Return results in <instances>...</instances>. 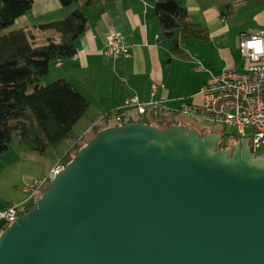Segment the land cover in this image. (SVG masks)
<instances>
[{"label": "water", "instance_id": "water-1", "mask_svg": "<svg viewBox=\"0 0 264 264\" xmlns=\"http://www.w3.org/2000/svg\"><path fill=\"white\" fill-rule=\"evenodd\" d=\"M98 131L0 233V264H264V161L248 140Z\"/></svg>", "mask_w": 264, "mask_h": 264}, {"label": "crops", "instance_id": "crops-1", "mask_svg": "<svg viewBox=\"0 0 264 264\" xmlns=\"http://www.w3.org/2000/svg\"><path fill=\"white\" fill-rule=\"evenodd\" d=\"M32 1L31 9L17 20L21 23L15 30L29 33L34 46H42L48 39L59 41L58 33L40 30V25L64 20L76 9L87 19L85 30L76 41L74 58L51 61L49 73L44 77L50 74L51 83L64 80L88 102L87 111L65 141H71L64 148L66 151L75 142L87 141L95 135L93 127L102 130L114 125L101 120L133 96L151 107L142 116L128 109L127 119L145 117L153 126L156 123L185 126L180 123L186 117L180 114L181 103H200L198 93L210 74L217 75L226 69L244 71L248 62L240 55V35L264 31V0H177L186 8L191 21L207 29L209 40H186L184 49L175 54L172 42L163 38L153 13L160 0H94L89 5L86 0H74L68 8L57 0ZM223 2L232 7L231 14L225 17L219 11ZM111 32L123 36L129 47L128 57L112 60L104 55L105 39ZM42 83L45 85L44 79ZM152 85H155L153 93ZM13 140L0 153V210L25 201L26 193L18 189L22 176L29 171L28 165H36L32 169L37 171L36 179H40L66 153L60 154L58 146L39 155Z\"/></svg>", "mask_w": 264, "mask_h": 264}, {"label": "trees", "instance_id": "trees-1", "mask_svg": "<svg viewBox=\"0 0 264 264\" xmlns=\"http://www.w3.org/2000/svg\"><path fill=\"white\" fill-rule=\"evenodd\" d=\"M57 1L64 8L74 2ZM93 1L86 0L85 4ZM32 3V0H0V153L8 149L13 139H17L29 151L45 155L47 150L55 149L70 139L72 129L88 109L86 98L64 80H56L48 85L42 83L49 73L51 61H67L76 54V41L87 23L84 13L76 9L64 20L38 27L58 33V42L48 39L44 45L34 46L30 34L22 29L1 34L24 16ZM219 11L221 16H228L232 11L231 4L223 2ZM153 13L163 38L172 42L175 54L184 49L186 40H209L207 29L191 21L186 8L177 0L156 2ZM130 123L153 126V122L145 117L140 120L124 119L119 125ZM156 125L157 128L173 126L165 123ZM92 131L96 134L100 130L93 127ZM219 132H205L200 137L218 133L217 149L232 151L237 139L223 130ZM88 141L75 142L58 163L66 166ZM32 206L33 203L28 205L27 210ZM3 229L0 228V233Z\"/></svg>", "mask_w": 264, "mask_h": 264}, {"label": "built area", "instance_id": "built-area-1", "mask_svg": "<svg viewBox=\"0 0 264 264\" xmlns=\"http://www.w3.org/2000/svg\"><path fill=\"white\" fill-rule=\"evenodd\" d=\"M129 47L123 36L111 32L105 39L104 55L112 60L129 56ZM239 51L248 62L244 71L226 69L220 74H210L198 93L200 103L182 102L180 114L195 119L206 126L233 132L237 141H247L254 161H264V31L241 33ZM74 58V56L72 57ZM71 58V59H72ZM155 85L151 86L153 93ZM151 105L141 104L135 96L127 98L122 106L105 116L101 122L118 126L128 109L138 116L145 115ZM111 127V126H110ZM58 163L43 180L29 179L23 192L24 202L9 205L0 210V228L7 227L28 212V205L34 203L44 189L63 169Z\"/></svg>", "mask_w": 264, "mask_h": 264}, {"label": "rangeland", "instance_id": "rangeland-1", "mask_svg": "<svg viewBox=\"0 0 264 264\" xmlns=\"http://www.w3.org/2000/svg\"><path fill=\"white\" fill-rule=\"evenodd\" d=\"M28 17H29V15H28ZM19 23H21L20 21H17V22H15L12 26H10V27H8L6 30H4L1 34H4V33H7V32H10V31H13V30H15V29H17L18 27H19ZM51 77V75L49 74V76L48 77H46V78H44V82H45V85H48V84H50L51 82L48 80V78H50ZM180 123H184V125H185V127H194L195 129H198L199 131H202L201 132V135H203V133H205L204 132V129H206V131H209V130H211L213 127L212 126H206V125H203L202 123H200L199 121H197V120H195V119H192V118H190V117H183L182 119H181V121H180ZM214 129H216V131H214V132H219V131H221L219 128H214ZM220 133V132H219ZM216 135H218V133H215ZM226 134L227 135H230V136H233V132L231 131V130H227L226 131ZM94 136V135H93ZM92 136V137H93ZM219 136V135H218ZM91 137V138H92ZM14 141V143H17L18 141H17V139H14L13 140ZM88 141V140H87ZM71 144V141H68V142H63V143H61L60 145H59V150L58 151H60V154H62V152L64 153L66 150V146H69ZM65 148V149H64ZM49 151V153H50V151L51 150H48ZM55 162V161H54ZM57 165V164H56ZM27 168H28V172L27 173H25L22 177H24L23 178V182H22V184H20L19 185V189H18V192L19 191H21V189H24L25 188V185H26V182L29 180V179H36V172L37 171H35L34 169H32V168H36V165H28L27 166ZM26 168V169H27ZM30 169H32V170H30ZM38 169V168H37ZM38 176V175H37ZM45 177H41L40 179H38V180H43ZM26 198H27V195H26Z\"/></svg>", "mask_w": 264, "mask_h": 264}, {"label": "flooded vegetation", "instance_id": "flooded-vegetation-1", "mask_svg": "<svg viewBox=\"0 0 264 264\" xmlns=\"http://www.w3.org/2000/svg\"><path fill=\"white\" fill-rule=\"evenodd\" d=\"M198 131V130H197ZM199 132V136L201 135V132L200 131H198Z\"/></svg>", "mask_w": 264, "mask_h": 264}]
</instances>
